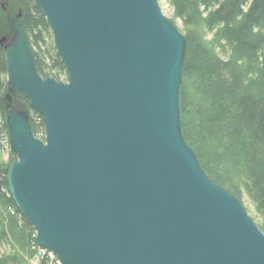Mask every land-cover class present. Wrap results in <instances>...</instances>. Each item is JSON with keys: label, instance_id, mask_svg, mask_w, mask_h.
<instances>
[{"label": "water", "instance_id": "obj_1", "mask_svg": "<svg viewBox=\"0 0 264 264\" xmlns=\"http://www.w3.org/2000/svg\"><path fill=\"white\" fill-rule=\"evenodd\" d=\"M67 80L43 78L7 16L12 198L60 264H264V232L182 134V32L158 0H34Z\"/></svg>", "mask_w": 264, "mask_h": 264}, {"label": "trees", "instance_id": "obj_2", "mask_svg": "<svg viewBox=\"0 0 264 264\" xmlns=\"http://www.w3.org/2000/svg\"><path fill=\"white\" fill-rule=\"evenodd\" d=\"M168 1L186 39L179 90L184 139L214 182L240 199L249 197L264 232V0ZM3 7L19 16L40 76L66 77L51 29L34 0H0L4 20ZM8 88L5 45L0 43V135L5 137L0 142V264H30L39 249L33 226L10 192L8 172L16 156L4 145L5 120L10 110L26 109L34 134L44 124L25 96L12 94L10 102ZM5 151L8 161L2 160ZM42 263H48L46 257Z\"/></svg>", "mask_w": 264, "mask_h": 264}, {"label": "rangeland", "instance_id": "obj_3", "mask_svg": "<svg viewBox=\"0 0 264 264\" xmlns=\"http://www.w3.org/2000/svg\"><path fill=\"white\" fill-rule=\"evenodd\" d=\"M158 2H159V5H160V8H161L163 14L166 16V18H168L169 20H172L173 21V24L181 31L183 29L182 22H181L180 19L174 17L173 8L171 7L169 1L168 0H158ZM4 10L3 11L6 12L5 13L6 14L5 15V19L4 20L3 19H0V43L4 44L5 47H6V45L8 44L7 41L8 40L10 41V39H11V37L9 36V34L11 35V33L9 32L6 19H7V16L9 14H11V12L7 11L5 8H4ZM4 12H2V13L4 14ZM11 15L14 16L13 14H11ZM16 16H18V15H16ZM5 27L7 29H5ZM66 80H67V76L66 77L63 76V79L61 81H64L65 82ZM8 159H9V154L6 153V151H5L4 153H2V160L3 161H8ZM239 200H240L241 204L243 205V207L245 208V210L248 213V215L252 218V220L259 227V225L261 224V218L257 214V212L255 210V207H254L252 201L249 199V197L246 194H244L241 199L239 198ZM30 264H32V263H30Z\"/></svg>", "mask_w": 264, "mask_h": 264}, {"label": "built area", "instance_id": "obj_4", "mask_svg": "<svg viewBox=\"0 0 264 264\" xmlns=\"http://www.w3.org/2000/svg\"><path fill=\"white\" fill-rule=\"evenodd\" d=\"M0 126H1V124H0ZM42 133H43V131L40 132L38 135H42ZM4 145H5V147H8L7 142H5ZM9 209H11V213H14V210H12V208H9ZM34 237L36 238V234L34 235ZM44 257L47 258V261H48L47 264H60L56 255L52 251H49L47 249H39L36 261H38V258H40L41 262H43ZM31 263L34 264L35 262H32V260H31Z\"/></svg>", "mask_w": 264, "mask_h": 264}, {"label": "bare ground", "instance_id": "obj_5", "mask_svg": "<svg viewBox=\"0 0 264 264\" xmlns=\"http://www.w3.org/2000/svg\"><path fill=\"white\" fill-rule=\"evenodd\" d=\"M4 139H5V137H4L3 135H0V142L3 141ZM12 210H14V209L12 208ZM14 213H15V210H14ZM30 260H32V262H35L34 264H43V263L41 262V259H40V258H38V261H36L35 258H32V259H30Z\"/></svg>", "mask_w": 264, "mask_h": 264}]
</instances>
